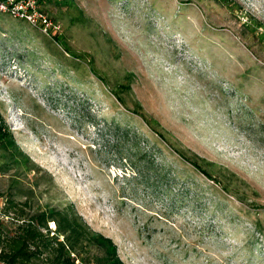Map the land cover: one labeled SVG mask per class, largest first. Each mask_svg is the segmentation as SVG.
<instances>
[{
	"label": "rangeland",
	"instance_id": "rangeland-1",
	"mask_svg": "<svg viewBox=\"0 0 264 264\" xmlns=\"http://www.w3.org/2000/svg\"><path fill=\"white\" fill-rule=\"evenodd\" d=\"M41 8L57 30L0 12V119L39 205H71L121 264H264V0ZM23 169L0 191L31 188Z\"/></svg>",
	"mask_w": 264,
	"mask_h": 264
},
{
	"label": "trees",
	"instance_id": "trees-1",
	"mask_svg": "<svg viewBox=\"0 0 264 264\" xmlns=\"http://www.w3.org/2000/svg\"><path fill=\"white\" fill-rule=\"evenodd\" d=\"M53 40L57 41L56 37H53ZM125 88L129 90L130 83H127ZM114 94L123 103L118 92ZM147 121L150 128L164 139L156 127H151V120ZM0 145L4 148V163L0 165V174L18 165L23 166L26 173L31 171L36 173L31 188L24 190L18 185L17 180H13L11 188L5 194L0 191L2 201L0 203L3 205L1 210L3 218H0V261L5 264H121L110 241L99 240L93 235L88 236L86 225L71 205L64 207L39 205V198L33 189L39 187L37 173L40 169L19 149L1 119ZM192 158L195 160L192 161L191 158L188 160L209 179L218 185L224 184L217 181L212 173L198 163L197 158L200 157ZM49 222L55 224L54 235H50ZM90 238L92 239L90 244L96 243L100 247L98 252L91 251L84 243V240Z\"/></svg>",
	"mask_w": 264,
	"mask_h": 264
},
{
	"label": "built area",
	"instance_id": "built-area-1",
	"mask_svg": "<svg viewBox=\"0 0 264 264\" xmlns=\"http://www.w3.org/2000/svg\"><path fill=\"white\" fill-rule=\"evenodd\" d=\"M43 0H0V12L6 13L13 18L21 19L27 21L30 25L34 27H39L44 31L50 29H58V25L53 24L47 13L41 8V3ZM2 203H0V218L2 210ZM48 228L50 230V235H54L56 229L54 222L48 223ZM74 256L73 254H71ZM0 264H5L0 261Z\"/></svg>",
	"mask_w": 264,
	"mask_h": 264
}]
</instances>
